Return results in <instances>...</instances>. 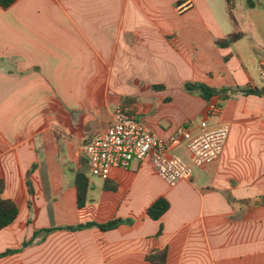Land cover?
<instances>
[{"label":"crops","instance_id":"0c3cea01","mask_svg":"<svg viewBox=\"0 0 264 264\" xmlns=\"http://www.w3.org/2000/svg\"><path fill=\"white\" fill-rule=\"evenodd\" d=\"M16 0L0 7V181L18 215L0 230V264H264V95L220 102L184 90L264 89V9L233 0ZM263 9V10H262ZM233 20V21H232ZM239 31L228 47L217 41ZM218 105L217 114L208 111ZM116 108L154 135L228 125L219 159L167 186L148 162L91 176L84 145ZM174 154L189 162L179 140ZM88 178L76 206L75 177ZM30 172L33 195L26 188ZM159 198L169 207L151 220ZM122 224L57 229L87 222ZM38 235L21 248L33 233Z\"/></svg>","mask_w":264,"mask_h":264},{"label":"built area","instance_id":"2783aa9c","mask_svg":"<svg viewBox=\"0 0 264 264\" xmlns=\"http://www.w3.org/2000/svg\"><path fill=\"white\" fill-rule=\"evenodd\" d=\"M191 5V0H186L177 6V10ZM219 109L218 105H210L208 111L217 114ZM228 133V125L209 128L201 122L195 132L180 127L169 137L161 138L136 121L128 110L116 108L106 131L93 136L84 145L83 154L88 173L100 180H106L112 169L123 170L132 162H148L158 177L167 186L173 187L189 178L193 168L216 162L224 150ZM179 140L189 155V162L172 151Z\"/></svg>","mask_w":264,"mask_h":264},{"label":"trees","instance_id":"16d2710c","mask_svg":"<svg viewBox=\"0 0 264 264\" xmlns=\"http://www.w3.org/2000/svg\"><path fill=\"white\" fill-rule=\"evenodd\" d=\"M16 0H0V7L2 9H6L9 6H11ZM227 6H228V12L230 17H232L231 14V7L233 0H226ZM247 4L251 6V1L248 0ZM233 21V20H232ZM242 33L239 31H236L235 33L229 35L225 39H222L220 41H217L216 44L220 47H228L231 44L235 43L239 39H241ZM183 88L185 91L189 93L198 94L202 99L205 101H209L212 97H217L220 102H223L224 100L228 99L231 94L234 92H239L244 95H264V89L257 90V89H248V88H220L215 89L211 88L205 84L201 83H185L183 85ZM30 172L26 175V188L29 196L33 195L31 183L29 181ZM88 178L84 174V172H77L75 177V188H76V206L78 209L84 208L87 202V192H88ZM3 193V183L0 181V230L8 227L10 224L14 222L18 215V207L16 203L10 199H5L2 197ZM169 204L167 200L164 198H159L156 200L148 209H147V215L151 220H158L168 209ZM123 221L120 219L111 220L103 224H98L95 222H87L85 224H80L75 227H63V228H57V229H66L70 231H77L87 228H93L96 227L102 232L109 231L115 229L117 226L122 224ZM54 229H44L40 231H36L33 233V236L27 240L24 241L21 245V248H24L28 245H30L33 240L40 234H47ZM17 250H8L0 254V258L3 256H7L10 254L15 253ZM166 260V252L163 251H156L152 254H149L146 256V261L152 264H163Z\"/></svg>","mask_w":264,"mask_h":264},{"label":"rangeland","instance_id":"374dc122","mask_svg":"<svg viewBox=\"0 0 264 264\" xmlns=\"http://www.w3.org/2000/svg\"><path fill=\"white\" fill-rule=\"evenodd\" d=\"M244 1H246V0H244ZM251 1H253V2H255V3H257V1H258L259 3L262 4V7H263V9H264V0H251ZM263 9H262V10H263Z\"/></svg>","mask_w":264,"mask_h":264}]
</instances>
